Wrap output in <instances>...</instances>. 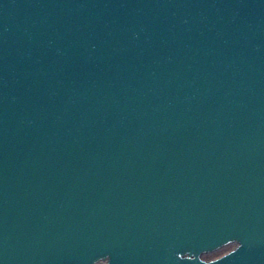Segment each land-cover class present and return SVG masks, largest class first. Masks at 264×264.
<instances>
[{"label": "water", "instance_id": "water-1", "mask_svg": "<svg viewBox=\"0 0 264 264\" xmlns=\"http://www.w3.org/2000/svg\"><path fill=\"white\" fill-rule=\"evenodd\" d=\"M0 264H264V0H0Z\"/></svg>", "mask_w": 264, "mask_h": 264}, {"label": "rangeland", "instance_id": "rangeland-1", "mask_svg": "<svg viewBox=\"0 0 264 264\" xmlns=\"http://www.w3.org/2000/svg\"><path fill=\"white\" fill-rule=\"evenodd\" d=\"M233 247H234L233 245L224 246V247L219 248L213 252L201 255V258L205 261L215 259V258L221 256L222 254L226 253L227 251L231 250Z\"/></svg>", "mask_w": 264, "mask_h": 264}]
</instances>
